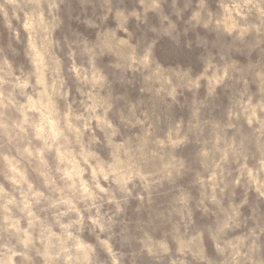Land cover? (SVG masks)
Wrapping results in <instances>:
<instances>
[{"label": "clouds", "instance_id": "1", "mask_svg": "<svg viewBox=\"0 0 264 264\" xmlns=\"http://www.w3.org/2000/svg\"><path fill=\"white\" fill-rule=\"evenodd\" d=\"M0 264H264V0H0Z\"/></svg>", "mask_w": 264, "mask_h": 264}]
</instances>
